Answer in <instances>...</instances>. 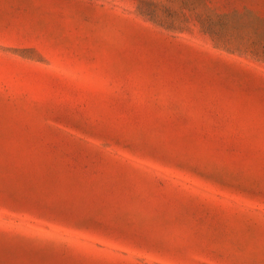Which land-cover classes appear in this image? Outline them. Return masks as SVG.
Here are the masks:
<instances>
[{
	"label": "rangeland",
	"instance_id": "374dc122",
	"mask_svg": "<svg viewBox=\"0 0 264 264\" xmlns=\"http://www.w3.org/2000/svg\"><path fill=\"white\" fill-rule=\"evenodd\" d=\"M0 264H264V0H0Z\"/></svg>",
	"mask_w": 264,
	"mask_h": 264
}]
</instances>
